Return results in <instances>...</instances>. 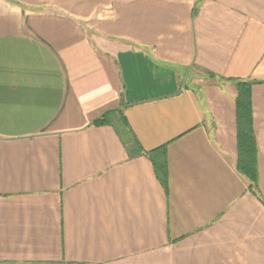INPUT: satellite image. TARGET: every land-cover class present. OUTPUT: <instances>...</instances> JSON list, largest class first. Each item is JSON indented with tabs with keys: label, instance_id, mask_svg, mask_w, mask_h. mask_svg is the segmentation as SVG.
<instances>
[{
	"label": "crops",
	"instance_id": "crops-1",
	"mask_svg": "<svg viewBox=\"0 0 264 264\" xmlns=\"http://www.w3.org/2000/svg\"><path fill=\"white\" fill-rule=\"evenodd\" d=\"M0 264H264V0H0Z\"/></svg>",
	"mask_w": 264,
	"mask_h": 264
},
{
	"label": "trees",
	"instance_id": "trees-1",
	"mask_svg": "<svg viewBox=\"0 0 264 264\" xmlns=\"http://www.w3.org/2000/svg\"><path fill=\"white\" fill-rule=\"evenodd\" d=\"M248 81H235L237 88L236 106H237V139L239 157L237 162L238 170L243 173L250 181L251 188L257 186V166H256V140L252 130V109L250 105V84ZM116 120L110 119V113L104 114L101 118L95 120V123H109L114 125L130 154L146 153L152 160L157 176L165 180L166 177V156L162 147L158 158H154L151 152H143L132 131L128 127L121 113Z\"/></svg>",
	"mask_w": 264,
	"mask_h": 264
}]
</instances>
